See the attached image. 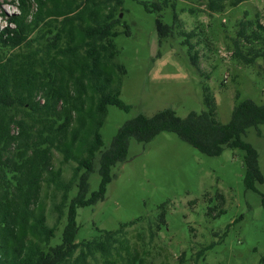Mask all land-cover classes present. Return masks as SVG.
Here are the masks:
<instances>
[{"label": "trees", "instance_id": "16d2710c", "mask_svg": "<svg viewBox=\"0 0 264 264\" xmlns=\"http://www.w3.org/2000/svg\"><path fill=\"white\" fill-rule=\"evenodd\" d=\"M138 1L149 12L160 13L171 6L170 0ZM203 1L210 12H222L248 0ZM123 2L17 0L19 13L8 16V24L0 29V264H99L100 259L101 264H149L130 250L125 236L124 227L140 219L117 230H102L94 239L76 241L78 208L105 199L112 169L126 160L133 138L148 143L162 132H173L210 156L220 155L226 147L242 149L245 186L257 191V184L264 182L257 149L243 139L248 129L264 123V103L250 98H238L227 123L219 120L216 98L208 92L203 93L204 109L185 117L172 108L151 116L137 114L102 150L101 128L108 106L130 109L120 97L126 68L117 60L119 50L113 40L119 34L118 8ZM174 18L177 24L176 11ZM238 26L227 44L232 58L246 65L264 60L261 17L240 20ZM157 29L165 39L174 33L175 25L158 18ZM186 43L194 49L189 39ZM198 56V50H193L191 59L199 70ZM55 151L63 162L75 163L69 181L54 166ZM98 155L101 180L98 189L90 191L89 176ZM51 186L62 191L61 201L55 204L57 224L66 216L61 243L55 246L49 244L57 224L48 223L43 195L44 188ZM74 186L77 190L71 197ZM159 220L165 225L164 211ZM213 246L197 253L196 264ZM184 259L182 254L180 262Z\"/></svg>", "mask_w": 264, "mask_h": 264}, {"label": "rangeland", "instance_id": "374dc122", "mask_svg": "<svg viewBox=\"0 0 264 264\" xmlns=\"http://www.w3.org/2000/svg\"><path fill=\"white\" fill-rule=\"evenodd\" d=\"M170 5L160 13L149 12L138 0H124L118 8L121 23L113 40L119 50L117 60L126 68L120 97L130 109L108 106L101 128L102 150L137 114L151 116L165 108L180 117L201 112L205 92L216 98L223 123L231 119L239 97L264 103V60L246 65L232 58L227 48L240 20L259 15L264 22V0L227 6L222 12H210L203 0H170ZM15 13H19L17 0H0V29ZM158 18L175 25L165 39L158 32ZM190 31L195 35L183 33ZM187 39L199 52V70ZM243 139L257 149L264 175V123L248 129ZM99 155L89 176L90 191L100 184ZM244 155L242 149L228 147L218 156L206 155L173 132H162L148 143L131 139L126 160L112 169L105 199L78 208L76 241L94 239L102 230H117L140 219L124 227L125 236L130 250L149 264H196L197 253L212 243L197 264H261L264 182L257 184V191L245 186ZM54 166L62 169L64 181L71 179L74 162H63L55 151ZM76 190L74 186L71 197ZM61 192L55 186L43 190L50 225L57 224L55 204L61 201ZM162 211L165 225L159 223ZM65 224L66 216L57 224L49 246L61 243ZM182 254L185 259L180 262Z\"/></svg>", "mask_w": 264, "mask_h": 264}]
</instances>
